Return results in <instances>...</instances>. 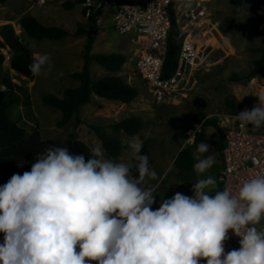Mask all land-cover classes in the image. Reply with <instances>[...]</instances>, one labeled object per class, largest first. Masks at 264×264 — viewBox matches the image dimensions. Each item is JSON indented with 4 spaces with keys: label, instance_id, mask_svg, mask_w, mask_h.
Instances as JSON below:
<instances>
[{
    "label": "clouds",
    "instance_id": "1",
    "mask_svg": "<svg viewBox=\"0 0 264 264\" xmlns=\"http://www.w3.org/2000/svg\"><path fill=\"white\" fill-rule=\"evenodd\" d=\"M51 66L45 53L29 67L38 76ZM254 96L259 103L236 119L257 131L264 127V95ZM188 136L193 143L194 132ZM129 146L134 167L107 158L102 146L91 148L87 161L50 146L30 171L14 173L0 186V264H264V175L246 180L235 195L214 191L210 175L196 179L192 196L176 192L153 210L157 192L146 181L158 174L142 143ZM193 159L198 176L217 163L205 142ZM229 230L240 247L225 253Z\"/></svg>",
    "mask_w": 264,
    "mask_h": 264
},
{
    "label": "rangeland",
    "instance_id": "2",
    "mask_svg": "<svg viewBox=\"0 0 264 264\" xmlns=\"http://www.w3.org/2000/svg\"><path fill=\"white\" fill-rule=\"evenodd\" d=\"M258 2L259 0H245V6L240 8L237 0H191V6H188V0L175 1V13L178 18L184 16L193 5L200 3L210 13L216 30L211 34L208 33L199 42L200 46L204 45L200 55L201 66L188 75L187 91L170 102H160L149 84L135 71L136 58L132 57L133 46L130 43V37L120 35L113 30L112 12L106 10L97 22L98 33L92 53L126 54L129 59L117 75L128 84L136 86L139 95L129 104L94 96L91 103L80 109V118L84 124L58 127L61 112L47 106L43 98L48 94L61 96L65 89L78 85L71 75L81 69L84 45L93 31L86 35L69 36L58 41L34 40L22 30L20 26L22 17L34 16L45 26L61 27L74 33L78 24L86 26L88 23L83 6L66 10L63 3L37 7L27 2L9 0L4 8L0 7V30L4 25L9 24L3 20V16L6 13H13L17 17V20L12 22L16 34L27 44L34 57L36 54H49L52 65L49 71L42 72L30 80L11 70L12 54L9 50L3 51L5 62L0 68V90L5 89V79H10L28 89L38 117V129L31 132L24 142L34 148L45 141L66 142L74 135L90 149L96 146L103 147L90 128V126H100L106 136L118 138L122 142L121 156L117 159L110 158L115 162L134 167L136 161L129 145L133 141L143 144L141 154L149 155L150 166L158 174L157 180L146 181L147 185L155 188L157 192L154 206L162 199H170L176 192L192 196L191 189L195 180L207 178L209 175L217 181V188L214 191L220 189L218 182L220 153L215 146L221 141L222 129L228 122L227 119L234 115L228 101L233 102L236 110L241 112L245 109L250 110L259 103L258 97L254 95H264V75L251 76L254 62L261 58V50L264 49V24L256 15ZM90 71L95 79L110 75L95 63L90 66ZM232 74L237 78H231ZM237 96L245 97L237 102ZM198 113L204 114L205 120H212L217 127L197 125L195 116ZM130 115L139 116L145 121V128L140 135L128 137L123 133H115L108 127L111 123ZM175 125L200 127L201 132L214 141V146L208 145L209 151L215 153L217 163L199 176L194 172L190 181H181L177 178L175 160L179 152L189 143H187L188 138L182 146L173 142ZM5 156L7 158L21 157L17 147L6 149ZM106 157L109 158L107 154ZM25 171V165L21 164L18 173L22 175ZM132 173L138 176L135 169ZM155 209L153 207V210ZM263 222L262 219L261 223ZM2 243L0 238V244Z\"/></svg>",
    "mask_w": 264,
    "mask_h": 264
},
{
    "label": "trees",
    "instance_id": "3",
    "mask_svg": "<svg viewBox=\"0 0 264 264\" xmlns=\"http://www.w3.org/2000/svg\"><path fill=\"white\" fill-rule=\"evenodd\" d=\"M9 0H0V7L4 8ZM86 0H68L63 3L66 10H72L77 6H83ZM238 6L243 8L245 0H237ZM84 16H85V10ZM102 11L97 12L87 18V25L78 24L77 30L70 33L61 27L45 26L34 16H25L20 19V26L24 33L37 41L50 40L58 41L69 36L79 37L93 31V34L87 38L82 52L83 65L77 72L72 73L71 77L78 85L67 88L61 96L55 94L46 95L44 103L61 112V119L58 121V127H65L69 124L82 125L84 121L80 118V109L82 106L92 102L93 97L103 98L109 101L129 104L135 101L139 95L136 86L128 84L117 73L121 72L128 56L124 53L113 52L92 53L93 45L98 33L97 22ZM172 27L168 37L167 56L164 64V77H172L179 64L180 43L178 40V31L176 23V14L174 3L171 7ZM3 20L9 24L4 25L0 30V68L5 62L4 50H9L12 54L10 58V68L18 75L33 80L36 75L30 71V65L33 63L34 54L25 44L19 35L16 34L12 22L17 20L13 13H6ZM261 58L254 62L252 77L264 75V49L261 50ZM95 63L107 71L110 75L95 79L91 75L90 66ZM231 78H237L234 74ZM5 89L0 90V186L8 182L14 173L19 172L21 164L25 165L26 171L31 170L32 163L35 161L36 154L42 152L50 146L67 147L69 152L74 155H83L87 161L90 157V148L73 135L66 142L45 141L37 147H31L25 143V139L31 132L38 129V117L34 111L32 98L28 89L14 83L10 79L4 80ZM233 114L239 113L235 104L228 101ZM195 123L203 126L217 127L212 120H205V115L198 113L195 116ZM249 125V124H248ZM252 129V126L249 125ZM115 133H123L128 137H134L141 134L145 128V121L136 115H130L125 119L111 123L108 126ZM96 136L101 141L106 154L109 158L117 159L123 151L122 142L115 137H108L100 126H90ZM195 129L190 125H175L173 131V142L182 146L188 138L190 130ZM264 132V127L257 130ZM223 134L221 142L216 145L217 151L223 150ZM200 142L213 145L214 141L209 139L203 132L197 134L193 144H187L178 154L175 160L177 169V178L181 181H190L194 175L193 153ZM17 147L20 158H7L5 150ZM220 191L222 187L220 186ZM0 238L4 241V233H0Z\"/></svg>",
    "mask_w": 264,
    "mask_h": 264
},
{
    "label": "built area",
    "instance_id": "4",
    "mask_svg": "<svg viewBox=\"0 0 264 264\" xmlns=\"http://www.w3.org/2000/svg\"><path fill=\"white\" fill-rule=\"evenodd\" d=\"M17 1L27 2L37 7H46L65 3L68 0ZM175 1L86 0L83 4L86 18L99 11H102V14L106 10L112 12L113 30L120 35L130 37V43L133 46L132 57L136 58L135 71L149 84L160 102L176 100L187 91L188 75L201 66L200 55L204 45L200 46L199 42L208 33L211 34L216 30L210 13L200 3L193 5L180 18L175 13L177 38L180 43L179 64L175 74L170 78H165L164 64L172 27L171 7ZM256 15L264 24V0H259ZM236 116L235 114L230 116L222 129L223 167L218 175L222 190L228 188L233 195L238 192L246 180L264 175V132L253 131L248 124L236 119ZM190 132H194L195 141L201 129L196 127ZM160 203L152 207L158 209ZM257 227L259 228L260 225ZM228 235L229 239L224 243L225 253L240 247V237L235 236L231 230ZM77 251H79L78 247ZM90 264H96V262L93 261ZM200 264H206V261L202 259Z\"/></svg>",
    "mask_w": 264,
    "mask_h": 264
},
{
    "label": "crops",
    "instance_id": "5",
    "mask_svg": "<svg viewBox=\"0 0 264 264\" xmlns=\"http://www.w3.org/2000/svg\"><path fill=\"white\" fill-rule=\"evenodd\" d=\"M102 15H104V13L102 14ZM221 142V141H220ZM209 145H211V144H209ZM214 146V145H213ZM216 148V147H215ZM217 150V149H216ZM219 152V151H218ZM220 153V152H219ZM219 167H220V171L222 170V167H223V161H222V157H221V153H220V165H219ZM220 173V172H219ZM219 182V181H218ZM220 184V183H219ZM221 186V185H220ZM219 190V189H218Z\"/></svg>",
    "mask_w": 264,
    "mask_h": 264
}]
</instances>
